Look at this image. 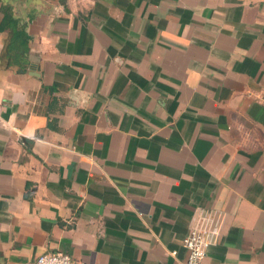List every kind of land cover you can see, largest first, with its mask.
<instances>
[{
	"label": "crops",
	"instance_id": "1",
	"mask_svg": "<svg viewBox=\"0 0 264 264\" xmlns=\"http://www.w3.org/2000/svg\"><path fill=\"white\" fill-rule=\"evenodd\" d=\"M201 208L264 264V0H0V264H182Z\"/></svg>",
	"mask_w": 264,
	"mask_h": 264
},
{
	"label": "built area",
	"instance_id": "2",
	"mask_svg": "<svg viewBox=\"0 0 264 264\" xmlns=\"http://www.w3.org/2000/svg\"><path fill=\"white\" fill-rule=\"evenodd\" d=\"M222 217L213 209L195 211L188 232L182 239L186 248V259L182 264H201L207 247L217 242L221 233ZM175 251H172L174 253ZM30 264H91L85 260L75 259L63 250L40 253Z\"/></svg>",
	"mask_w": 264,
	"mask_h": 264
}]
</instances>
